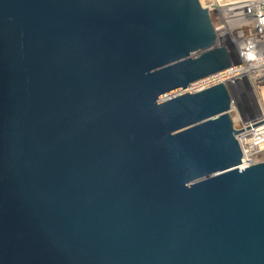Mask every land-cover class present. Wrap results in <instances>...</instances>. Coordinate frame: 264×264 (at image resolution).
<instances>
[{
  "label": "water",
  "instance_id": "water-1",
  "mask_svg": "<svg viewBox=\"0 0 264 264\" xmlns=\"http://www.w3.org/2000/svg\"><path fill=\"white\" fill-rule=\"evenodd\" d=\"M211 0H0V264H264Z\"/></svg>",
  "mask_w": 264,
  "mask_h": 264
},
{
  "label": "built area",
  "instance_id": "built-area-1",
  "mask_svg": "<svg viewBox=\"0 0 264 264\" xmlns=\"http://www.w3.org/2000/svg\"><path fill=\"white\" fill-rule=\"evenodd\" d=\"M209 14L222 46L234 63L192 83L196 93L225 82L231 93L229 110L236 130L264 120V0H212ZM240 169L264 162V122L240 131Z\"/></svg>",
  "mask_w": 264,
  "mask_h": 264
},
{
  "label": "rangeland",
  "instance_id": "rangeland-1",
  "mask_svg": "<svg viewBox=\"0 0 264 264\" xmlns=\"http://www.w3.org/2000/svg\"><path fill=\"white\" fill-rule=\"evenodd\" d=\"M212 1V0H211Z\"/></svg>",
  "mask_w": 264,
  "mask_h": 264
}]
</instances>
